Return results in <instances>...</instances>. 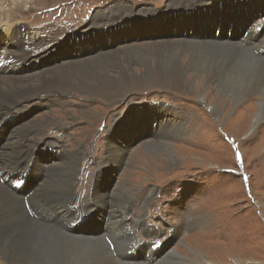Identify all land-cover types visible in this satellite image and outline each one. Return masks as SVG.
Returning a JSON list of instances; mask_svg holds the SVG:
<instances>
[{
	"label": "rangeland",
	"instance_id": "obj_1",
	"mask_svg": "<svg viewBox=\"0 0 264 264\" xmlns=\"http://www.w3.org/2000/svg\"><path fill=\"white\" fill-rule=\"evenodd\" d=\"M207 1L216 0H0V45L9 48L11 55L19 56L34 52L45 42L54 43L58 46L57 56L52 53L33 64L44 68L57 57L59 64L65 62V57L84 56L91 46L98 52H108L116 49L112 48L114 43L117 48L129 42L174 39L226 43L225 38L213 37L209 32L220 27L240 28L237 39L227 43L242 47L240 42L252 35L243 36V30L248 31L246 25L261 28L263 17L250 19L262 15L254 5L260 0H241L242 6L243 2L250 3V7L242 8L251 17L238 14L233 18L228 11L232 9L225 5L228 0L219 4L222 9L217 14L216 7L209 6L204 17L200 10ZM143 11L148 14L142 15ZM188 18L197 24H191ZM117 22H122L118 25L130 36L113 39L106 35L116 30L112 28L117 27ZM95 26L100 27L91 31ZM8 29H24L26 49L20 40L8 42ZM261 35L264 37V32ZM17 37L22 38V33ZM92 42L95 44L79 51L81 45ZM66 43L72 49L69 56L67 52L71 50ZM184 58H179L183 66ZM147 61L154 64L149 57ZM23 65L25 70H21ZM135 65L132 61L134 69ZM131 66L123 71L129 72ZM31 67L24 62L11 73L30 75ZM121 69L107 70L117 76ZM134 71L141 74L138 69ZM188 76L186 73L185 78ZM196 81L190 88L187 81L182 82L181 89L158 84L142 87L131 82L126 88H131L128 94L115 101L84 95L75 89L64 90L66 93L42 91L47 94L39 95V101L25 103L23 115L3 122L9 132L4 137L1 134L0 144L14 137L12 132L17 125H26L31 127L26 128V134L30 132L24 138L28 145L26 155L41 144L58 146L68 154L77 153L73 173H65L70 192L64 198L71 201L72 209L78 207L90 231L87 235L100 234V229L106 233L105 227H113L103 240L118 263L264 264V111L258 108L261 95L253 92L241 103L231 105L233 102L229 103L219 89L206 86L201 91V81ZM161 119L168 123L158 125ZM160 141L170 143L174 158L167 146L152 147ZM38 155L39 164L48 160L47 167L63 169L64 157ZM8 157H4L5 171L10 168ZM16 172L4 177L3 183L9 185L16 179ZM58 173L55 171L52 177ZM119 185L129 186L131 193L117 191ZM40 199L38 207L44 212L45 197ZM85 207L92 213H82ZM62 211L65 214L55 218L64 225L58 229L71 234L65 228L70 212ZM111 212L119 220L117 223L103 219V213ZM78 229L82 230L80 225ZM32 263L35 264L28 262Z\"/></svg>",
	"mask_w": 264,
	"mask_h": 264
},
{
	"label": "bare ground",
	"instance_id": "obj_2",
	"mask_svg": "<svg viewBox=\"0 0 264 264\" xmlns=\"http://www.w3.org/2000/svg\"><path fill=\"white\" fill-rule=\"evenodd\" d=\"M263 2L264 0H260L254 3L255 7H258L257 10L262 13L261 16L257 15L256 18L251 17L248 13H244L245 10L243 11L242 7H250L248 1L246 4L243 2V6L241 0H228L225 4L228 8L232 9L228 10L231 11L232 14L230 15L232 18L238 14H245L246 17L249 16L251 17L250 19L253 20H258L263 17V21H261L262 23L260 24L261 28L246 25L248 29L247 33L252 35L250 39L247 37L245 41L240 42L242 47L236 43H227V40H230L229 37L224 39L226 43H217L216 41L208 40L194 43L184 39H174L166 41L160 40L156 43L144 42L143 44H132L129 42V44L124 43L126 45L119 48H117L118 46H115L114 43L112 48H116L115 50L98 52L95 50L94 46H91L90 51L84 56L77 59L71 56L65 57V62L59 64V58L57 57V59H54L56 61H53L44 67L46 68L44 69L42 68V64L40 67H33V64L42 58L48 57L52 53L57 56L58 46L56 47L54 43L51 42L47 45L45 42L34 52L31 50L28 54L25 53L19 56L11 55L9 48L0 45V60L1 57L5 59L9 58L7 61H0L3 62V65L0 66V136L3 133L2 136L4 137L9 132L5 131V126L2 125L8 117L17 119L20 114L23 115V112H26L25 103L29 100L33 102L39 101V95L47 94L40 92L46 90L64 91L75 89L79 90L84 95H93L100 98L106 97L110 98L111 101H115L128 94L131 88L127 90V87H129L131 82H133L134 85H140L142 87L158 84L167 88L168 86H173L181 89L183 86L182 82L187 81L188 87L190 88L194 79H197L198 82L201 81V91L202 88L206 86L211 90L215 87L219 89L221 94H225L229 98V103L233 102L231 105L241 103V100H243L245 96L253 92H259L261 98L260 101H258V108L259 111H264V37L261 35L264 32ZM222 3H224V0H216L212 1V3L207 1L205 4L203 3L204 8L200 10L197 7V11H203L205 17V14H207L206 12H209L208 7L213 4L214 9L216 7L215 14H217L218 11L222 9L219 5ZM252 4L253 3H251V5ZM145 14H148V11L142 12V15ZM155 14L158 13H154V15ZM188 20L191 24H197L194 20L189 18ZM122 22H117V27L112 28L116 30L114 32L109 31L106 35H109L113 39L119 38L124 34L130 36L127 35L129 34L128 31L123 32L118 25ZM200 22H202V20ZM99 27L95 26L91 28V31ZM105 31L108 30H104V32ZM19 33H22V38L17 37ZM220 35L222 34L220 33ZM7 36H9L8 42L13 44L20 40L22 47L26 49L28 43L24 41V29L16 31L10 29ZM93 44L95 43L92 42L86 44V46H83L85 45L83 44L79 51ZM67 48L72 52L69 44H67ZM172 50H174V52ZM73 51L78 50L73 49ZM91 52L95 53L94 56H88ZM119 52L122 54H119ZM184 52L186 53L185 55H180V53L184 54ZM128 53L133 57L131 58ZM143 54H145L146 57H143ZM120 56L122 57L124 65L120 63ZM148 57L154 61L153 65L147 61ZM183 57H185L183 61L185 66L179 61V58ZM8 61L11 62L6 64ZM132 61L137 64L135 68L141 71L140 75H138L134 71L136 69L131 66ZM24 62L26 65L32 66L31 71L29 70L30 75L26 74L21 76L20 74L11 73L18 65L21 66ZM126 66L132 67L129 72L123 71V69H126ZM108 68H113L115 71L116 68L122 69L119 70L117 76H114L108 72ZM186 73L190 76L185 78ZM118 89H120V91L117 92ZM261 116L262 118L264 117V112ZM167 123L165 119H161L158 125H166ZM26 128V125H17L13 128L16 129L12 132L14 137L8 143L0 144V254L2 255L0 263L28 264L29 261H34L35 264H140L139 262L130 263L126 260H122V262L125 263H118L113 259L107 244L103 240L113 227L111 230H109L108 226L105 227L104 232L106 233H103L100 229V234L96 233L93 234V236H89L83 230L78 229V226L81 224H78L75 228L71 227L77 219L81 218V213L77 209L78 207L72 209L71 201L64 198V195L68 193V185L70 183L65 173H73L75 168L74 159L77 153L68 154L62 151L58 146L41 144L33 150L31 155H26L28 145L25 144L26 139L24 141V138L27 137L30 132L26 134L27 129L31 127ZM160 142L162 143L152 144V147H157L159 145L167 146V151L172 158L173 153L169 147L170 143H168V141ZM116 149L117 148H115V150ZM40 153L43 156L48 155V158L54 156L64 157L66 161L62 165L63 169L53 168L55 165L47 167L46 165L49 163L48 160H44L45 162L42 165L39 164L38 154ZM109 154H111V152ZM7 155L10 157V168L5 171L3 167L4 157H7ZM40 158L44 159V157ZM68 159L70 160L68 161ZM32 169L37 171L39 179L36 180L35 185L30 187L25 194H19L11 185L15 181L22 179L24 174L27 177ZM43 169L47 171L44 173ZM18 170L19 174L16 173V179L12 180L9 185H5L3 183L4 177L6 179L9 174L12 175V173L14 174V172ZM57 170H59V173L52 177V174ZM61 177H64L63 182ZM10 180L11 178L9 181ZM41 180L43 182L39 183ZM120 185L116 188L117 191L120 190L131 193V188L129 186L123 185L120 187ZM48 190H50L51 193H48ZM52 193L54 196H52ZM149 194H151V192H149ZM115 195L117 196V193H115ZM43 197H45L43 202L47 208L44 212H41L38 203L41 200L40 198ZM146 198L144 199V203L147 201ZM109 204L112 206L114 205L113 203ZM62 209L70 212V218L65 228L67 231L71 232V234H65L58 229L64 226L63 222L55 220V218H61L63 214H65V211H62ZM89 212L92 213V209L85 207L82 213ZM113 213L114 212H111L107 215L103 213V219L105 221L112 220L114 223H117L119 220L116 219ZM46 214L47 216L43 218ZM103 224H105L104 221ZM10 232L11 234H9ZM164 243L167 244L166 242ZM164 243H162L164 245L163 253L165 251ZM130 248L131 246L129 249ZM17 258H20L21 261Z\"/></svg>",
	"mask_w": 264,
	"mask_h": 264
}]
</instances>
